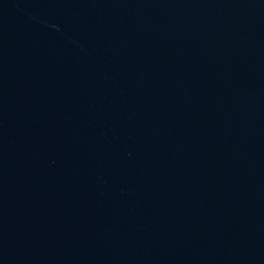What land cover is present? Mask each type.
Instances as JSON below:
<instances>
[{
	"label": "water",
	"instance_id": "1",
	"mask_svg": "<svg viewBox=\"0 0 264 264\" xmlns=\"http://www.w3.org/2000/svg\"><path fill=\"white\" fill-rule=\"evenodd\" d=\"M0 264H264V0H0Z\"/></svg>",
	"mask_w": 264,
	"mask_h": 264
}]
</instances>
